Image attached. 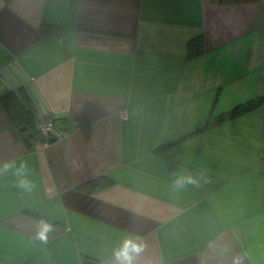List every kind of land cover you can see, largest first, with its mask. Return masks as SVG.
<instances>
[{
	"label": "crops",
	"instance_id": "crops-1",
	"mask_svg": "<svg viewBox=\"0 0 264 264\" xmlns=\"http://www.w3.org/2000/svg\"><path fill=\"white\" fill-rule=\"evenodd\" d=\"M263 96L264 0H0V264H264Z\"/></svg>",
	"mask_w": 264,
	"mask_h": 264
},
{
	"label": "clouds",
	"instance_id": "clouds-1",
	"mask_svg": "<svg viewBox=\"0 0 264 264\" xmlns=\"http://www.w3.org/2000/svg\"><path fill=\"white\" fill-rule=\"evenodd\" d=\"M12 172V175L17 178L16 186L25 192H31L35 188V183L28 178V165L27 162L21 161L17 166L16 162L6 161L0 164V176L8 172ZM186 185H196L198 186V180L191 174L178 176L174 182V188L179 190ZM52 225L47 222H41L40 228L37 232V237L41 242L46 243L48 239V233L51 231ZM144 249L143 243L134 242L132 240L126 239L122 246L115 250L114 256L116 258L117 264H134V258L132 253L137 255L141 253ZM235 264H241L240 258H237Z\"/></svg>",
	"mask_w": 264,
	"mask_h": 264
},
{
	"label": "trees",
	"instance_id": "trees-1",
	"mask_svg": "<svg viewBox=\"0 0 264 264\" xmlns=\"http://www.w3.org/2000/svg\"><path fill=\"white\" fill-rule=\"evenodd\" d=\"M201 38H202L201 36H197V37H193L190 41H188L187 56L189 57V59L200 55L204 51V45H203ZM6 97L7 98L3 100L4 105L7 109V113H9L11 121L14 122L15 113H16L15 111L17 110L18 105L16 102H14L13 95L9 94ZM263 103H264V96L255 98V100L244 102L242 105L236 106L228 112H224V113L219 114L218 116H214L210 118L208 121V125L211 126L213 124H218L221 121L231 120L232 118L238 116L240 113H243V111L255 109L259 107L260 105H262ZM60 119L61 118H58V120ZM15 125L19 126L20 124H18V122H15ZM99 181H102L101 182L102 184V183H108L109 181H112V180H110L109 177L104 176L103 179H100ZM91 184H95V181L90 182L89 187L91 186Z\"/></svg>",
	"mask_w": 264,
	"mask_h": 264
},
{
	"label": "built area",
	"instance_id": "built-area-1",
	"mask_svg": "<svg viewBox=\"0 0 264 264\" xmlns=\"http://www.w3.org/2000/svg\"><path fill=\"white\" fill-rule=\"evenodd\" d=\"M40 130H41L42 135H44L46 137L50 136V134H52V132H54V125H53V123L43 124Z\"/></svg>",
	"mask_w": 264,
	"mask_h": 264
},
{
	"label": "water",
	"instance_id": "water-1",
	"mask_svg": "<svg viewBox=\"0 0 264 264\" xmlns=\"http://www.w3.org/2000/svg\"><path fill=\"white\" fill-rule=\"evenodd\" d=\"M26 130V127H22L21 128V131L23 132V131H25ZM55 140V138H52L51 140H50V142H52V141H54Z\"/></svg>",
	"mask_w": 264,
	"mask_h": 264
}]
</instances>
